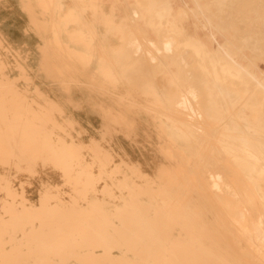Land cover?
Listing matches in <instances>:
<instances>
[{"label": "bare ground", "instance_id": "6f19581e", "mask_svg": "<svg viewBox=\"0 0 264 264\" xmlns=\"http://www.w3.org/2000/svg\"><path fill=\"white\" fill-rule=\"evenodd\" d=\"M28 1L30 2V0ZM216 1L221 3V1L223 0H216ZM47 5L44 6L50 7V5L48 6ZM54 5L52 6V8L54 7ZM250 5H252V3ZM73 7H69V8H73ZM136 7H137V2H136ZM162 8H164V6ZM81 9H83V7ZM85 9H83V11ZM93 9H95L94 6ZM133 9L131 10V12L133 11ZM152 9L153 8H150L151 11ZM27 10L30 11L29 8ZM40 10L42 11V9ZM162 11H158L159 16L161 17L164 15V13L167 12L166 10L164 12ZM40 12L38 14H40ZM33 13L34 12L32 11V14ZM94 13L96 12L94 11ZM36 15L37 14L35 13L34 16L36 17ZM29 16H31V11ZM34 16L33 17L31 16L32 17L31 20L34 18ZM51 16H53V14ZM137 17L138 16H136V18ZM61 18L56 19L53 22L51 21L52 26L50 25V27L53 28L52 29L50 28V30H52L53 36H55V38L58 39V42L61 45V40H62L61 37L63 36V34L65 35L66 32L70 33L69 31H66V29L68 25H71L73 26V30H72L73 33L76 34L78 33L77 34L78 36L79 33H81L83 35V38L88 37L86 43L80 44V46H78L81 48V51L77 47H73L70 49L71 51H76L77 53H79L78 55H82V58L87 61L86 63H89L93 57H89L88 53L92 50V48L96 46L95 44L96 40L91 39L90 36L92 35L90 34L95 33L98 38V35L101 34V32L99 31V27L94 28L93 27L94 24H92L89 30H83L82 27L83 24L85 25V23H82L84 21L80 20L82 19V16L81 18L77 17L75 21L70 19L69 22L64 21ZM42 19H41V23L44 22ZM147 19L149 18L147 17ZM36 20H38L39 22V18H37ZM47 20L45 18V21ZM35 21H33V23ZM100 21L105 23V21H103L102 19ZM112 22H111L112 25H109L110 23L108 24L109 30L107 31L115 29L116 25L114 20ZM53 23L55 26L53 25ZM130 23L131 22H128L129 26ZM34 24L36 25V23ZM79 24L81 25L80 27H78ZM223 24L224 23H222V25ZM178 25H182V24L180 23ZM43 26L45 25H42L40 27ZM45 27H43V30H45ZM202 27L207 30L206 32H208L207 33L208 36L214 40L215 44L219 48L217 52L221 56H218L216 52L215 53L209 52V50H207L204 41L195 38V36L194 37L191 36L187 32L188 28L186 26L187 29L185 27L183 29L184 38H185L184 44L192 47L193 54L200 59L199 65H202V63H204L206 57L211 59L212 61L213 60L216 61L217 63H223L222 60H225L226 64L223 65V68L225 71H227L228 74L231 75L232 78H236V79L245 78V81L253 84L255 90L258 93H261L262 96L264 97V72L256 68V64L254 61L255 57H252L254 55L256 56L264 55V43L262 44L258 41L253 40L257 36H247L246 37L247 41L245 45L251 47L255 51H254V55H250V52L243 53L241 51V55H242L241 57H243L245 61L242 62L240 58L233 57L232 55L229 54L228 51H225L222 48L224 44L218 40L216 33L217 31H219V33L221 32V34L223 33L221 30L216 29V24H214L212 18L211 19L206 18L205 24ZM37 28L39 29L38 26ZM131 29H133L132 26ZM63 30H65L66 32ZM251 31L253 30L251 29ZM102 34H104V32ZM125 34H128V32L127 33L125 32ZM135 34H137V32L134 31V36H136ZM143 34L145 35V33ZM143 34L140 35L139 37L140 40L142 38L141 36H144ZM127 36L125 38L126 40H127ZM137 36H139V33L137 34ZM157 36L159 37V35ZM104 37L108 38L105 35ZM144 37L142 39H145ZM51 39L50 37L48 38L49 41ZM76 40L78 41V39ZM137 41L136 44H139V41L138 42ZM149 42L147 43L146 41L147 45L150 44ZM54 43L55 45H59V43L57 44L56 41H54L52 44L54 45ZM143 43L145 42H142V44ZM154 43L155 42H153V44ZM44 44L43 45L39 44V45L42 46L43 48ZM142 44L141 45L139 44L137 46L138 47L143 46ZM157 45L158 44L156 42L155 46ZM167 45L168 44H166L165 46ZM46 46L49 47V45ZM63 46L64 45H62L61 47L62 49ZM115 46H118V44ZM176 46L177 45H175V47ZM54 47H58V46H54ZM54 47H50V48H54ZM66 47L67 46L65 44V48ZM129 47L127 44V49ZM151 47L153 46L150 45L149 47L150 49L148 50L147 48V51L150 52L156 49V48L152 49ZM163 47L164 45L162 46V48ZM167 47L171 49V47L169 46ZM102 48L100 50H103ZM122 48L123 47H121V49ZM133 48L136 47L134 46ZM141 48L139 49L137 48L136 50L138 52L146 50V49L140 50ZM44 49L45 48H43V50ZM136 50L134 49L135 52ZM42 51L39 50V52L41 53ZM45 51H43V53L45 54V56H48L46 53L49 52H45ZM64 51L63 53H65ZM134 51L131 50L130 52H134ZM160 51L161 49L159 47V52ZM118 52L119 51L117 49L113 51L115 61L118 62L117 64L123 61L122 62L123 66L120 65V68L115 70V71L118 70L117 72L111 70V68L108 66L109 61H107L108 67L102 66L103 69H100L98 67V70L99 69L101 71L103 70V72L101 73H103V76L105 78L107 77V79L109 78L110 80H115V82L123 80L127 82L128 85L129 74H132L137 68L139 69L140 66L138 67L137 63H130L129 61H126V63L129 64V66L127 65L128 66L127 67L124 63L125 56L123 59L122 56L120 57L119 55H117ZM159 52L156 54L159 55ZM170 52H172V50ZM161 53L163 52L161 51ZM49 54H52V52H50ZM57 54L62 55L59 52ZM137 54L138 53H135L133 55V58ZM144 54L145 53L143 52L142 55L144 56ZM113 55H111V57ZM139 55H141V52L139 53ZM149 55L152 56L151 53ZM69 56L71 55L69 54ZM73 56L77 58L76 55ZM164 56H165V52H164ZM172 56L175 57V55ZM111 57L110 59H112ZM145 57L147 58V56ZM43 58H44L42 62L43 67L41 66L43 69L41 68L40 70L42 71L44 70L43 74L47 75L51 72V71L49 72L48 66L51 65L50 62L53 57L52 58L43 57ZM50 58L51 60L50 62H48L50 64L47 66L46 61H49ZM162 58L163 56L161 57V59ZM148 59L150 61L151 58ZM66 60H68V58ZM173 60H177V59L173 58ZM142 61H144V59ZM155 61L158 62V60ZM39 62H41V59ZM62 62L63 61H61V63ZM117 64L115 66H117ZM249 64H254V69H251L252 67H250ZM54 65L52 66L54 67ZM65 65L67 68L68 64ZM7 66L8 65L4 62L2 57H0V192L3 194L2 196H0V264H264V113L262 111L264 108H260V106L258 107L257 104L258 100L255 96V91H253L254 87L247 88L248 90L246 89L247 97L246 99L243 98V100H245L244 112L241 113L239 111L235 116L231 117L230 128L229 125H227L229 128L228 137H226L227 139H225V136L227 135L224 134H223L224 137H221L218 134H217L218 137L213 135L209 136V137L213 136V138L217 137L218 139L216 138L215 140L216 142L218 141L220 143L218 144L221 146H219L218 144H217L218 147L217 145L214 146L215 141L213 140L214 142L213 143L211 142L213 146L209 148L206 147V151L204 150L205 152H203L205 154H200L199 149H201V147L198 146V142L200 141L199 138L202 137L200 136L199 138L196 137V134L198 132L194 128H190L189 125H187L188 123L186 124L185 121L181 124L183 120L182 118L183 116H181L182 120L179 116L181 120L180 121L176 114L173 115L172 112L176 111L175 108V110L173 109L174 111H172L171 113L173 117L175 116V118L176 117L178 118L180 125L177 124V121H174L172 119L173 117L172 118L165 117L166 119L159 121V128L161 127L162 129L161 133H163L165 137L168 139L167 141L169 147L166 150H165L166 147H164V151H167L165 153L168 154V156H171L173 155L172 151H179L178 155L180 156L179 157L180 160H178V162L176 163L177 161L176 159V161L172 165L169 162L170 164L168 166L161 161H156V162L151 161L149 163L147 162L146 165H142L137 161H126L123 159L115 162L113 159L115 157V153L104 148L101 142H99V140H96L95 138L91 137L90 141L88 142L84 141V139L81 138V134H82L81 129L78 130L76 128L78 123L74 121L72 118L66 116L64 112L65 109L63 103L60 100L49 98L44 93V91L38 88H33V89L29 88L28 86L29 83L27 82H29L31 78L30 75L27 73L28 71H25V67L23 68L20 64H18L19 73L15 77H11L7 75L8 74L6 71L8 69ZM134 66H137L136 69L134 68ZM50 67L49 69L53 68ZM56 67L57 70L53 68L55 71L54 70L52 71L55 72L56 75H54V73L52 72L51 73L53 74V77H55L54 79H60L62 76L61 70L58 72L59 67L58 66ZM61 67L59 69H61ZM181 67L183 69L182 64ZM44 68H47L49 73H46ZM63 68L62 70H64ZM164 69H165L164 67H161V69L160 67L156 68L157 71H163ZM156 70L155 72H157ZM185 70L186 69H184V72H186ZM172 73L173 72L164 74V76L168 77V82L166 83H169L167 84L168 86L166 89L160 87L158 88L156 87L157 86L156 84H155L156 86L151 84L150 88H148V90L146 91H149V89H151V91L154 92L155 96H162L160 97V99L164 98V101L166 99L168 100L169 97L171 99V95L175 91H177L175 93H179V91L184 89L181 88V90L179 89V91L175 89L176 83L174 82V80L176 76L175 73L174 74ZM52 74L49 75V77H52ZM37 75L39 74L37 73ZM198 75L199 74L197 75L194 74L193 77H197ZM177 76L181 77V75L180 76L177 75ZM182 76L185 75L183 74ZM186 77H188V75ZM214 77L217 78L218 75L215 73ZM181 78L183 79V77ZM198 78L199 76L196 79L198 80ZM188 79L189 78H187V80ZM200 79H202V77H200ZM18 80H21L22 84L24 85L17 86ZM191 81L192 80H189V82ZM194 81H193V85H197L196 82ZM67 82L68 81L64 83ZM189 82L186 81V83ZM144 84L145 83H143V85ZM190 84H188V86H190ZM180 87H182V85H180ZM65 89L64 92L67 93L68 88L66 90ZM127 90L129 89L127 88ZM195 91H197V89ZM102 92L104 91L102 90ZM206 92L207 91H204V94ZM70 93L71 92H69L68 95ZM130 93L129 94L127 93L128 96L130 95ZM141 93L143 94L142 91ZM190 93L192 92L190 91ZM211 93L213 94V92ZM134 94H136V92ZM204 94L203 97H207L206 96L207 94L206 95ZM218 94L219 95L221 94L222 96L224 94V90L223 91L218 90ZM175 95H179V94H175ZM195 96L198 97L197 93ZM196 97L193 96V98L195 99ZM185 98L186 97L184 95V99ZM190 98H192V96ZM120 99L122 100V98ZM184 99L183 101L186 100ZM195 99L193 100L196 104L202 98L199 99L197 102ZM205 99L202 100L206 101ZM261 99L264 101V98ZM227 100L228 99H226L225 101ZM177 101L179 102V100ZM236 102L237 100L235 101V103ZM178 104H172L174 105L173 108L175 106L177 107ZM180 104H183V102ZM180 104L178 106L182 107ZM200 104L203 105L202 101L201 103H198L199 106ZM74 105L77 106L76 103ZM137 105L140 106L139 104ZM170 105L171 104H169V106ZM186 105H184L183 107L184 109L186 108ZM207 105L209 104L207 103ZM217 105L219 106V104ZM160 106L162 107V105H159V107L157 106L156 109L157 111L158 108H160ZM228 106L229 104L227 105V107ZM148 107L150 108V106ZM193 107L195 108V106H192V108ZM212 107H215L214 104L211 105V108ZM244 107L242 109H244ZM100 109L102 108L100 107ZM164 109L166 108H163L162 109L163 111L159 110V112L160 111L165 113L168 112L167 109L166 110ZM218 109L214 111L216 112L218 111ZM156 110L154 111L156 112ZM170 110H172V108L169 109V111ZM178 110L180 109H177V112ZM192 110L190 109L191 112ZM196 110L194 109L195 112H197ZM248 110H250L249 113ZM184 111H182V113ZM105 113L106 112H104V114ZM210 113L211 115L213 114L212 112ZM160 114H159V118H160ZM197 114L198 115L200 114V117L204 116L203 114L201 115V112ZM189 115L186 114V117L184 118H188L187 116ZM214 115L212 116L213 117L219 116L218 113ZM162 116H164V114ZM107 117H109V115ZM117 117L118 119L120 118L119 116ZM235 118H239L241 122L236 121ZM155 119H158V117ZM193 119L195 118L193 117ZM111 120L113 119L111 118ZM198 120H200L201 122V119ZM217 120L218 118H216L215 122ZM197 121H195V123ZM225 121H228V119H226ZM121 122L123 121L121 120ZM189 123L190 125L191 123L194 124V122H189ZM205 124H207V120ZM212 124H216V123L211 122V125ZM197 125L198 124H194L193 126H197ZM202 125L204 126V124ZM211 127L209 129H211ZM197 128L199 129L200 127ZM101 131H102L101 140L105 141L107 139L106 135L107 134L109 135V133H107L105 128L103 130L101 129ZM207 131L209 132V130ZM218 131L219 130H217L216 132L218 133ZM205 132L206 131H204V135ZM212 132L210 131V133ZM224 132L222 130V133ZM128 134L130 135V133ZM201 136H203V134ZM213 138H211V141ZM169 142L171 143V145L169 144ZM172 145L175 148L172 147ZM207 149H209L210 151L207 152ZM164 156L166 157V155ZM199 157H202L200 159L204 160L203 163L195 161L196 158ZM166 158L168 159V157ZM201 166H203V168ZM211 168H213L212 172L216 173L214 177L218 179V186L220 185L219 188L220 191H217L216 189H215L216 191L210 190L209 188L205 187V184L203 185V183L200 180L201 178L199 174L200 169H202V171L203 170L209 171V169ZM42 169L44 170L46 175L47 172H58L60 174L61 184L53 185L51 183H48V181L43 180L39 187V196L37 201L35 202L31 201L24 192L22 186L26 182H21V190L14 188V186L12 185L13 179L20 178L22 177V175L27 178H34L35 176L39 175L38 173L42 172ZM63 186L68 187V191H66V194L68 195L67 198L63 197Z\"/></svg>", "mask_w": 264, "mask_h": 264}, {"label": "rangeland", "instance_id": "374dc122", "mask_svg": "<svg viewBox=\"0 0 264 264\" xmlns=\"http://www.w3.org/2000/svg\"><path fill=\"white\" fill-rule=\"evenodd\" d=\"M51 1L52 0H40V1L38 0V3H40L39 4L40 7L37 6V12H40L41 11L40 9H42V11L39 14V18H41V19L43 18L42 20L44 22H42V23L45 24V26H46L45 27V30L46 31L43 30V27H42V32H40L38 30V32H39L38 33V37L37 38H34L31 41L30 40L27 41L23 37H21V38H15L14 36L11 37L13 39H11V40H9L7 42H5V41L2 42L1 39H0V50L1 49H4V51H6V50L8 51L7 48H8L9 42L12 41V40L14 41V39H15L16 42L18 44H20V45H24L26 43H30L33 48L36 47L35 53L31 57L32 60L39 61L41 59V61H43V59H44L43 57L48 58V56H45V54L43 53V51L46 50V48L43 50V48L45 47V45H44L43 48L40 45H43L45 43L44 40H48L49 37H50V39L52 38L50 41L48 40V43L51 42V45H52V43L54 41H56L57 44L59 43L58 42V39H56L55 36H53L52 30H50V28L52 29L53 27H50V25L52 24L51 21L53 22L54 20L61 18L60 14H59V13H61V6H56V4L58 3L57 0H53L54 2L53 1L51 2ZM208 1L209 2L211 1V2L209 3ZM46 2L48 3V5H50V7L47 5ZM68 2H69L68 5H70V7H73L74 6V3L75 4H82V3H86L87 4V6L83 7V9L86 8L85 9L86 11L84 10L85 12L84 11L82 12V19H80V20L84 21L82 23H85V24L88 23V25L91 27L92 24H93V22L95 21V20H93L94 17H95V14H98V10H100V9L98 7L97 8L94 7L95 9H93V5L87 3V0H68ZM136 2H137V7H136ZM54 3H55V5H54ZM133 3H135V4H133ZM165 3H167V4H165ZM248 3H249V5H248ZM251 3H252V5H250ZM107 4H109V5L108 6H105L104 10L105 11L106 10L109 11V12H107V16H109L110 14L113 15L111 18L115 21V25H116L115 26V31H113L111 33V35H110V37H111L110 40H111V42H112L113 45L114 44L115 45L118 44V46H115L114 45L115 46V50L117 49L119 51L117 53V55H119L120 57L122 56L123 59H124V56H125L124 63H125L126 66L127 65L129 66V64L126 63V61H129L130 63H137L138 67L140 66L139 69L138 68L136 69L137 66H134V68L136 70L132 74H129V79H128L129 84L128 85H127V82L121 80V81L115 82V85L114 84H110V83H106V82H102V83H106V84L100 87L101 90L99 89V87L98 88H93V87L86 88L85 86H83L84 85V82H86L87 80H89L91 78L93 80L96 79V78L97 79H103V76H101V74L98 73L97 70H94L91 67H89L90 65H85V64H83L84 62L82 63L80 60H79V62H72L70 58L72 57V59H75V56H73V55H76V54H73V52H71L70 50H66V48H63L65 50L64 51L61 48L60 43H59V45H55V43H54L53 47L54 46H58V47H54V48L55 49L57 48L58 50L57 49L56 50L59 53H61L62 55H58L57 54L58 52L54 48H50L52 46H49V50L48 51L47 50L45 51V52H49V53L52 52V55L54 56V59H53V61L51 60V63L53 62L52 64L53 65L55 64V66L61 67V66L64 65L63 67H66L65 64H68L67 67H71V66L78 65V66H81V67L82 66L83 67H88L90 69V70H80V69H78L76 67H74V68L72 67V68H68L67 70L61 71V74L65 72L64 79H66L67 81H70L69 88L68 89L66 88L67 91H68V93L69 92L73 93V91L75 92V95L72 96V100H71L72 102L73 101L74 102H81V103H83V105L85 104V105H88V106H89V104L91 106H93V104L94 105H97V106L100 105V107L102 108V110L104 109L102 113L100 112L103 115V120L101 118V116H102L101 115L100 116L101 119L98 118V121H97V123H95V126H96V128H98L99 126H101V124H103V127L106 129L107 133H109V135L108 134L106 135L107 142H106V140L105 141L104 140H101V136L98 135V133H96V131L92 127H90L84 121V118L82 117V114L83 113H81L79 115L78 113H80V112L75 111V110H78L76 108H73L74 109V112L72 111L73 110L71 108L72 107V102H66V101L63 102L62 101L63 98L61 97V95H58L57 97L56 96L51 97L49 95V98H52V99L54 98V99L60 100L63 103L64 109H65L64 112H65L66 116H68L69 118H72L74 121H76L78 123V125L76 126V128L78 130L81 129V131H82L81 138L82 139H85L86 137H88L89 135H91V137L95 138L96 140H99V142H101V144H102V146L104 148H106V149H108V150H110V151H112V152L115 153V157L113 158L115 162L123 159V160H126V161H137V162H139L142 165H146L147 162L149 163L151 161H153V162L161 161V162H164L167 166L170 163H171V165L174 164V162L176 161V159H177L176 163L178 162V160H180L179 159L180 156L178 155L179 154V151H172L173 155H171V156H168V154L165 153L167 151H164V147H166L165 150L169 147L168 141H167L168 139L165 137V135L163 133H161V131H162L161 127L159 128V121L160 120H163V119H166L165 117L172 118L173 117L172 116V113H173V115L176 114L178 118H179V116H180V118H181V116H183L182 117L183 120L181 118V120H182L181 124L185 121L186 124L188 123L187 125H189L190 128H194L198 132L197 133L198 136L196 134V137H198V138H199V136L202 137V138H199L200 141L198 142V146L201 147V149H199L200 154H205L203 152L206 151V147L209 148V147L213 146L212 143L214 141H215L214 142V146H216L219 143L218 141L216 142V140H215L218 137L217 134L220 135L221 137H224V135H227V136H225V139H227L226 137H228V132H229V128H230L231 117L232 116H235L239 111L241 113L244 112V110H245V107H244L245 106L244 105L245 100H243V98L246 99V97H247V90H248L247 88H253L254 86H253V84L246 82L245 81V78L244 79H242V78L241 79L232 78L231 75L228 74L227 71H225L224 68H223V65L226 64L225 60H222L223 63H217L216 61H214V60L212 61L211 59H209V58L206 57V60H204V63H202V65H199L200 59L193 54L192 47L189 46V45H185L184 44V39L185 38H184V30L183 29H184V27L186 28V26H187V28H188V29L186 28L187 29V32L191 36H193V37L195 36V38H198V39L203 40L204 43H205V45H206V47H207V50H209V52H214V53L216 52L218 54V56H221L217 52V50H219V48L215 44L214 40L211 39L208 36V34H207L208 32H206L207 30L202 27L205 24V19L206 18H210V19L212 18V20L214 21V24H216V29L217 30H221L222 33H223V34H221V32L219 33V31H217V33H216V36H217L218 40L221 43L224 44V46L222 48L225 51H228L229 54L232 55L233 57L240 58L242 62H245L244 61V58L241 57L242 56L241 55V51L243 53H246V52L249 53L250 52V55H254V51H255L251 47L245 45L246 44V41H247L246 37L247 36H257L253 40L258 41V42H260L262 44L264 43V0H223V1H221V3H219L216 0H205V1L204 0H169V2H168V0H115V6L110 5V2H107ZM216 4H218V5H216ZM44 5H47L51 9H49L48 7H46ZM53 5H54V7L52 8ZM132 6L134 7V9H133ZM163 6H164V8H162ZM210 6L211 7L213 6V7L211 8ZM47 8L49 10H51V11H49ZM150 8H153L152 11L150 10ZM69 9L71 10L70 14H72L73 11H74V9H76V7L69 8ZM83 9H81V10H83ZM132 9H133V11L131 12ZM148 9H149V11H148ZM93 10L96 13H94ZM114 10H115V13L114 14L113 13H110L111 11L113 12ZM165 10L167 12L164 13V15L162 17L159 16L158 11L164 12ZM43 11H44V13H43ZM211 13H213V14H211ZM52 14H53V16H51ZM129 14L132 16V18H131V16ZM133 15H135V16H133ZM192 15H193V17H192ZM57 16H60V17H57ZM136 16H138V17L136 18ZM146 16L149 19H147ZM77 17H78V15H76V14L73 15L72 14V15H70V18H65L64 21L69 22L70 19L73 20V21H75L77 19ZM45 18H46V20L47 19H49V20L45 21ZM111 18L110 17H107V18H105V20L106 21H108V20L111 21L112 20ZM117 19H118V21H117ZM132 19H134V20H132ZM150 19H152V20H150ZM86 20H87V22H86ZM89 20H90V23H89ZM176 20H177L178 23L176 22ZM147 21H149L150 24ZM128 22H131L130 23V26L128 25ZM46 23H47V25H46ZM180 23L182 25H178ZM222 23H224V24L222 25ZM18 25H20V24H18ZM53 25H54V23H53ZM176 25H178V26H176ZM131 26H132L133 29H131ZM182 26H183V28H182ZM218 26H221V27H218ZM137 28L139 30H141V29L142 30L139 31ZM251 29L253 31H251ZM133 30L135 32H137V34L139 33V36H137V34H135L136 36H134V31ZM125 32L126 33L128 32V34H130V35L125 34ZM142 32L145 33V35ZM227 33H229V34H227ZM0 34H1V32H0ZM141 34H143L145 36V37L144 36H141L142 38L144 37L146 39V37H147V39H149V40L146 39L147 43L150 41L149 42L150 43L149 45H147L145 39H142V38H141V40L139 39V37H140ZM157 35H159V37ZM43 36H45V37L47 36V37L46 38H42ZM92 36H93V33H92ZM126 36H127V40L130 38L128 41L125 39ZM205 37H206V39H205ZM208 37H209V39H208ZM84 39L85 38H83V37L81 38L82 41H84ZM137 39H138L140 45L142 44V42H145L142 45L143 46L146 45V46H144V47L143 46H139L138 47L137 45H139V44H136ZM120 40H121L122 43L120 42ZM129 41H130V43H129ZM159 41H160V43H159ZM161 41L162 42L166 41L167 43L166 42L162 43ZM153 42H155V43L153 44ZM156 42L158 44L157 46H155L156 45ZM124 43H126V44H124ZM165 43L168 44L167 46L171 47V49L168 48L167 46H165L166 45ZM127 44H128V47L129 46H132L133 44L134 45L132 47H129L127 49ZM162 44L164 45L163 48H162V46H163ZM150 45L153 46V47H151L152 49L153 48L154 49L156 48V49L153 50V51H150V52L147 51V48H148V50L150 49L149 48ZM175 45H177L178 47L177 46L175 47ZM120 46L123 47L122 48L123 50L121 49ZM134 46L136 48H133ZM158 46L160 47V49H161V51L163 53H161V51L159 52V47ZM39 48H41V49H39ZM59 48H61L62 50L59 49ZM137 48L138 49L141 48L140 50H144V49H146V50L140 51L141 52V55H139L140 52H138L136 50ZM120 49H121V52H120ZM130 49L132 51H134V49H135L136 52L135 51L134 52H130L131 51ZM39 50H41V51L43 50L42 53L39 52ZM171 50H172V52H170ZM63 51L65 53H63ZM107 51H108V49H107ZM100 52H101V54L103 56H105V52L104 51L101 50ZM143 52L145 53L144 56L142 55ZM158 52H159V55L160 56L158 54H156ZM164 52H165V56H164ZM166 52H167V55H166ZM49 53L47 55H50ZM66 53L67 54L69 53L71 56H69V54L67 55ZM135 53H138V54L135 55L134 58H133V55ZM147 53H149V54L151 53L152 56L149 55V54H147ZM154 54H156V55H154ZM138 55H139V57H138ZM172 55H175V57L172 56ZM76 56L79 57L78 55H76ZM145 56H147V58ZM162 56H163V58L161 59ZM0 57H2V59L4 60V62L8 65L7 67H9V65L16 64L14 62L12 64H11V62L8 63L6 61L5 56H3V55H1ZM106 57L109 59L110 58L109 57V54L106 55ZM252 57H255L254 61H255V64H256V68L258 70L264 72V67H263L264 66V55H261V56L254 55ZM67 58H68V60H66ZM148 58H151L152 60L150 59V61H149ZM173 58L174 59L176 58L178 60V62H177V60H173ZM259 58H260V60H259ZM20 59L21 60H25V61L28 60V62L30 61V57H29V59H27V57L21 56ZM143 59H144V61H142ZM155 60H158V62L155 61ZM61 61H63V62L61 63ZM164 61H167V62H164ZM122 62L119 63V64H117L118 62L115 61V65L117 64V66H118V67L115 66L116 67L115 70L118 69V68H120V65L123 66V63ZM60 63H61V65H60ZM181 64L183 66V69L181 67ZM177 65H178V67H177ZM249 65H250V67H252L251 69H254V64H249ZM157 67H160V69H161V67H164L165 69L163 71H157L156 70ZM170 69H171V71H170ZM184 69H186L185 70L186 72H184ZM155 70L157 72H155ZM59 71L60 70H58V72ZM117 71H115V72H117ZM170 72H173L172 74L175 73V76H176L175 77V80H174V82L176 83L175 89L179 91V89L181 90V88H184L181 91H179V93H175V92H177V91H175L171 95V99H173V100H171L170 97H169L168 100L166 99L164 101V98H162L163 100L160 99V97H162V96H155L154 95V92L151 91V89H149V91H146V90H148V88H150V85L151 84H153L154 86L157 85L156 87H158V88L160 87V88H165L166 89L167 86H168L167 84H169V83H166V82H168V77L164 76V74H166V73L168 74ZM7 73H10V71H7ZM53 73H54V75H56L55 72H53ZM182 73L185 76H182L183 75ZM186 73H187L188 77H186L187 76ZM215 73L218 75L217 78L214 77ZM190 74L192 75V78H191V75ZM194 74H196V75L199 74L198 75L199 76L198 80L196 79L198 76L197 77H193ZM177 75H179V76L181 75V77H183L184 81H183V79L181 77H178ZM150 76H152V77H150ZM157 76L160 77V78H158ZM200 77H202V79H200ZM209 77H210V79H209ZM50 78H52V77H50ZM54 78L55 77H53L52 79H54ZM187 78H189V79L187 80ZM52 79H51V81L52 82L54 81L53 83H60V81H61L60 80L61 78L60 79H55L56 81L55 80H52ZM57 80H60V81H57ZM189 80H192V81L189 82ZM176 81H178L179 83L176 82ZM186 81H188L189 83H186ZM193 81L196 82V84L198 86L197 85H193ZM215 82H217V83H215ZM132 83H135V84H132ZM143 83H145V84L143 85ZM190 83H192V84H190ZM122 84H125V85H122ZM178 84L182 85V87H180V85H178ZM188 84H190V86H188ZM193 86H195V87H193ZM202 86H203V88H202ZM188 87L190 89H193V90H190ZM127 88L129 90H127ZM40 89L43 90L46 93L44 87H42ZM106 89L107 90L109 89V90L107 91ZM140 89H142V90H140ZM196 89H197L198 92L199 91H201V92L198 93L197 91H195ZM200 89H202V90H200ZM60 90H61V87L57 88V91H60ZM102 90L104 92H102ZM218 90H222V91L224 90V94L222 96H221V94L219 95L218 94ZM141 91L143 92V94L141 93ZM190 91L193 94L190 93ZM204 91H207V92L204 94ZM253 91H255V96H256V98L258 100V103H257L258 104V107L260 106V108H264V101L261 99V98H264V97L262 96L261 93H258L255 90V87H254V90ZM78 92L80 93V96H78ZM98 92L101 95H99ZM130 92L132 93V95H131ZM135 92H136V94H134ZM195 92L197 93L198 97L195 96L196 95ZM211 92H213V94ZM94 93H96V94H94ZM127 93L128 94L130 93V95L128 96ZM148 93L149 94L151 93V94L149 95ZM200 93H202V94H200ZM145 94H148V95H145ZM175 94H179V95H175ZM203 94L204 95L207 94L206 96L208 97V99H207V97H203ZM118 95H119L120 98H122V100L118 97ZM184 95L186 97L185 98L186 100L184 99ZM182 96H183V98H182ZM191 96H192V98H193V96L196 97V99L193 98V99L196 100V102L199 99H201V98L202 99H205L206 98L205 99L206 101H204V100L201 99L199 102H197L195 104L194 100L192 98H190ZM199 96H202V97H199ZM218 96L220 98H222V99H220ZM177 97L178 98L180 97V98L178 99ZM236 98H238V99H236ZM183 99L185 101H183ZM226 99H228V100L225 101ZM147 100H148V102H147ZM177 100H179V102ZM236 100H237V102L235 103ZM241 100H242V102H241ZM201 101H202V104L203 105L200 104V106H199L198 103H201ZM117 102H119V103H117ZM133 102H135V103H133ZM150 102H151L152 105L150 104ZM182 102H183V104H180ZM155 103H157V104H155ZM178 103L182 107L178 106L179 105ZM207 103L209 105H207ZM242 103H243V105H242ZM137 104H139L140 106H138ZM169 104H171V105L169 106ZM172 104H178V105H177V107L175 106L173 108L174 105H172ZM212 104H214L215 107H212L211 108V105ZM217 104H219V106ZM228 104H229V106L227 107ZM159 105H162V107L160 106L161 109L158 108V111H157L156 109H157V106L159 107ZM184 105H186V108L185 109L183 108ZM232 105L235 108H233ZM124 106L125 107H128V108H125ZM148 106H150V108ZM151 106H152V108H151ZM192 106H195V108L194 107L192 108ZM203 106H206V107H203ZM201 107H203V108H201ZM243 107H244V109H242ZM163 108H166L167 111L169 112V114H168V112H166V113L165 112H162L163 111L162 110ZM171 108H172V110L169 111V109H171ZM175 108H176V111H174ZM206 108H207V111H206ZM166 109H164V110H166ZM177 109H180V110H178V112H177ZM190 109L191 110L193 109L192 112L190 111ZM194 109L195 110L198 109V110H196L197 112H195ZM216 109H218V111L215 112L214 110H216ZM154 110H156L157 113ZM159 110H162V111L159 112ZM230 110H232V111H230ZM241 110H243V111H241ZM129 111H131V112H129ZM172 111H174V112H172ZM182 111H184L183 112L184 114L182 113ZM262 111L264 113V109ZM104 112H106V113L104 114ZM119 112H121V113H119ZM200 112H201V115L202 114L204 115V116H201L202 118L200 117V114L199 115L197 114V113H200ZM210 112L213 113L212 115L218 113L219 116L218 117H213ZM220 112H222V113H220ZM249 112H250V110H248V113ZM107 114L109 115V117H107L108 116ZM123 114H125V115H123ZM159 114H160V118H159ZM163 114H164V116H162ZM186 114L187 115L190 114L189 116H187L188 118H184V117H186ZM206 114H208V115H206ZM115 115L119 116L121 119L120 118L118 119V117L115 116ZM110 116H111V118L113 120L116 119V117H117V119L114 120L115 122L113 120H111ZM226 116H227V118H226ZM106 117L109 118V119H107ZM157 117H158V119H155ZM177 117L175 118V116H174L172 119L174 121H177V124L180 125V123H179L180 118L178 120ZM193 117L196 120L193 119ZM204 117H206V118H204ZM189 118H191V119H189ZM216 118H218V120L215 122ZM184 119H186V120H184ZM198 119H201V122ZM224 119L225 120L228 119V121H225ZM121 120L123 122H121ZM188 120H190V121H188ZM202 120H204V121H202ZM206 120H207V124H205L206 123ZM223 120H224V122H223ZM235 120L241 122V120L239 118H235ZM195 121H197V122L195 123ZM208 121H210V122H208ZM221 121H222V123H221ZM189 122H194V124H198V125L197 126H193L194 124L191 123V125H190ZM211 122L212 123L214 122L216 124H212L211 125ZM217 122L219 123V125H218ZM124 124H126L127 126L124 125ZM202 124H204L205 127ZM223 124H224V127H223ZM119 125H120V127H119ZM199 125H201V126H199ZM227 125H229V128H228ZM209 126L210 127L212 126L211 129H209L210 128ZM103 127H102V130L104 129ZM197 127H200V128L198 129ZM213 127H215V128H213ZM201 129H204V130H201ZM198 130L202 131L203 133L200 132V131H198ZM207 130H209V132ZM217 130H219L218 133L216 132ZM222 130H223V132L224 131H227V132L222 133ZM204 131H206L205 132V135H204ZM210 131L211 132L213 131V132L210 133ZM128 133H130V135ZM200 133H202L203 136H201L202 134H200ZM84 134H88V135L87 136H84ZM210 135L217 136V137H214V138H213V136L209 137ZM127 136H129V137H127ZM157 136H159V137H157ZM160 137H161V139H160ZM204 137H207V138H204ZM211 138H213L212 141H211ZM208 139H210V140H208ZM86 142H88V141H86ZM161 142H163V143H161ZM200 142H201V144H200ZM165 143H166V145H165ZM203 143H204V145H203ZM169 144L171 145L170 142H169ZM218 145H217V147H218ZM219 146H221V145H219ZM172 147H174V146L172 145ZM208 151H210V150L207 149V152ZM164 155H166V157H168V159ZM200 158H202V157L196 158L195 161L203 163L204 160L203 159H200ZM201 167L203 168V166H201ZM212 170H213V168L209 169V171H207V170L206 171L205 170L202 171V169H200V171H199V174L201 176L200 180L203 183V185L205 184V187L209 188L210 190H213L214 191L216 189L217 191H220V189H219L220 188V185L218 186V179H216L214 177V175H216V173L212 172ZM38 174L39 175L38 176H35L34 178H27V177H25V176L22 175V177L15 178L12 181V185L14 186V188H16L18 190H21V182H26L22 186L23 187V190L26 193L27 197L31 201H34V202L37 201V199H38V196H39V187H40V184L42 183L43 180H46V181H48V183H51L53 185L61 184L60 174L58 172H47V175H46L45 172H44V170L42 169V172L41 173H38ZM202 177H204V178H202ZM212 178H213L214 181L212 180ZM204 179H206V180H204ZM212 183L215 184V185H213ZM66 191H68V187L67 186H63V197L64 198H67V196H68L66 194ZM2 195L3 194L0 192V196H2Z\"/></svg>", "mask_w": 264, "mask_h": 264}, {"label": "crops", "instance_id": "0c3cea01", "mask_svg": "<svg viewBox=\"0 0 264 264\" xmlns=\"http://www.w3.org/2000/svg\"><path fill=\"white\" fill-rule=\"evenodd\" d=\"M57 1H60V2H58L59 3V5L58 4H56V6H61V13H59L60 14V16L62 17L63 15L65 16H63L62 17V19L64 20V18H69L70 17V15H72L73 13L74 14H76V15H78V17H81L82 16V12H83V10H81L80 8V6H82V7H85L86 6V3H82V4H75L74 3V7H77L78 9H74V11H73V13L72 14H70L69 12H71V10L69 9V7H70V5H68V0H57ZM29 1L28 0H0V32H1V34H0V39H1V41L3 42V41H5V42H7V41H9V40H11V39H13V38H11L12 36H14L15 38H21V37H23L24 39H26L27 41L28 40H33L34 38H37L38 37V31H37V26L39 27V31L40 32H42V27H40V26H42V25H45L44 23H41V18H39V12H37V6H39V4L40 3H38V1H36V0H30V2L28 3ZM63 4H62V3ZM107 2H110V5H112V6H115V0H87V3H92V5L94 6V7H98L100 10H98V14L97 15H95L96 17H94V19L93 20H95V18H96V20L93 22V27L95 28V27H99V31L101 32V34L104 32V34H100V35H98V38H97V35L95 34V33H93V37L92 36H90V38L91 39H95L94 41H95V44H96V46L94 47V48H92V50L88 53V55H89V57H93L92 58V60L89 62V63H86L87 61L86 60H84L83 58H82V55H78L79 53H77L76 51H71V49L70 48H73V47H77V48H79L80 49V51H81V48L80 47H78V46H80V44H83V43H86V41H87V39H88V37H84L85 38V40H84V42L81 40V38L83 37V35L81 34V33H79V36L76 34V33H73L72 32V30H73V26H71V25H68V27H67V29H66V31H69L70 33H68V32H66L65 30H63V31H65L66 33H65V35L63 34V36L61 37L62 38V40H61V47H62V45H64L63 46V48H65V44H66V48H68L67 50H70L71 52H74L73 54H76V55H78L79 56V58L77 57V58H75V59H72L71 58V61L72 62H79V60L80 61H82V62H84L83 64H85V65H90L89 67H91L92 69H94V70H97V72L98 73H100L101 74V76H103V73H101V72H103V70L101 71L100 69H103L102 68V66H104V67H106L108 64V62L107 61H109V67L111 68V70H113V71H115V58H114V55H113V51L115 50V46L112 44V42H111V37H110V35H111V33L113 32V31H115V29H112V30H110V31H107V30H109V28H108V24L109 25H112V21H106L105 20V18H107V17H112L113 15H109V16H107V12H109L108 10H104V8H105V6H108L109 4H107ZM29 4V5H28ZM30 4H31V6H30ZM63 5V6H62ZM29 6V7H28ZM32 6H33V8H34V10L36 11H34L33 10V8H32ZM32 9H31V8ZM30 9V11H31V16L33 17L34 15H35V13L37 14L36 15V17L37 18H39V22L41 23V24H39V22H38V20H36L37 18L34 16V18L31 20V16H29V14H30V11H28L27 9ZM70 10V11H69ZM78 10H80V11H78ZM32 11L34 12L33 14H32ZM68 12V13H67ZM79 12V13H78ZM110 13H115V10L112 12H110ZM73 14V15H74ZM81 16H80V15ZM101 16V17H100ZM58 17V16H57ZM99 17V18H98ZM36 18V19H35ZM36 21H35V20ZM103 20V21H105V23L104 22H101L100 20ZM112 19V18H111ZM31 20V21H30ZM113 20V19H112ZM33 21H35L34 23H36V25L33 23ZM112 22V23H111ZM115 22V21H114ZM103 23V24H102ZM107 23V24H106ZM18 24H20V25H18ZM114 24V23H113ZM35 25V26H34ZM81 25L79 24L78 25V27H80ZM89 25H87V24H83V27H82V29L83 30H89L90 29V26L88 27ZM43 27H45V26H43ZM86 27H87V29H86ZM69 29V30H68ZM70 34V35H69ZM94 34H95V37H94ZM76 37H75V36ZM90 35H92V33L90 34ZM104 35L106 36V37H108V38H105L104 37ZM47 37V36H46ZM45 36H43L42 38H46ZM70 37H71V39H70ZM72 37H74V38H72ZM80 38V39H79ZM103 40H102V39ZM74 39V40H73ZM76 39H78V41H77V43H76ZM102 40V41H101ZM26 41V42H27ZM45 41V47L44 48H46L47 46L46 45H49V46H52L50 43H48V40H44ZM80 41V42H79ZM98 41V42H97ZM66 42V43H65ZM68 42V43H67ZM100 42H101V44H100ZM98 43V44H97ZM68 45H69V47H68ZM101 45H102V47H101ZM107 46V47H106ZM53 47V46H52ZM103 49L102 51H104L105 52V55H108L109 54V57H111V55H113V57H111L112 59H108L107 57L105 58V56H103L102 54H101V50L100 49ZM106 48V49H105ZM8 51H4V49H1L0 50V54L1 55H3V56H5V58H6V61L9 63V62H11V64L14 62V63H16V64H13V65H9V67H8V69L6 70V71H10V73H8L7 75L8 76H13V77H15L18 73H19V68H18V64H20L23 68L25 67V71H28L27 73L30 75V81L29 82H27V83H29V88H38V89H40V88H42V87H44L45 88V91H46V95L49 97V95L51 96V97H53V96H58V95H61V97L63 98L62 99V101L64 102V101H66V102H72L71 100H72V96L73 95H75V92L73 91V93H71V95L69 94L68 95V92L67 93H65L64 92V89L63 88H69V86H70V82L68 81L67 83H64V82H66L67 80L66 79H64V76H65V72L64 73H62L63 75H62V77H61V81L63 82H61V83H53L52 81H51V79L52 78H50L49 77V75H51L53 72V70L55 69V70H57V67L54 65V67L52 66L53 64L50 62V60L51 59H49V61H46V64H47V66L51 63V67H53V68H51L50 66H48V70H49V72H48V70H47V68H44L45 69V72L46 73H49V74H47V75H45V74H42L43 72H44V70L42 71V70H40L42 67H43V65H42V62L43 61H41V62H39V61H37V60H32V55H34V53H35V49H36V47H32V45L30 44V43H26V44H24V45H20V44H18L17 42H16V40L14 39V41L12 40V41H10L9 42V44H8ZM47 50H49V47H47L46 48ZM108 49V51H105V50H107ZM113 49V50H112ZM108 53V54H107ZM46 54H48V53H46ZM91 54H93V55H91ZM96 54V55H95ZM111 54V55H110ZM52 54H50V55H48V57H53L52 58V61H53V59H54V56H51ZM21 56H25V57H27V59H29V57H30V61L28 62V60L27 61H25V60H21L20 58H21ZM80 57H81V59H80ZM78 59V60H77ZM99 59V60H98ZM106 59H108V60H106ZM47 60V59H46ZM111 60V61H110ZM48 62H50V63H48ZM111 62V63H110ZM112 62H113V64H114V66H113V64H112ZM41 64V65H40ZM103 64V65H102ZM38 65H39V67H38ZM76 65V64H75ZM29 66H30V69H29ZM42 66V67H41ZM107 66V67H108ZM49 67L52 69H49ZM56 67V68H55ZM74 67H77L78 69H80V70H90L88 67H81V66H78V65H76V66H74ZM73 67V68H74ZM98 67L100 68L99 70H98ZM114 69H113V68ZM37 68H38V70H37ZM60 68V67H59ZM58 68V70H61V71H64V70H67L68 68H72V66L71 67H61V69H59ZM62 68L64 69V70H62ZM43 69V68H42ZM47 70V71H46ZM54 70V71H55ZM42 72V73H41ZM37 73L39 74V75H37ZM48 76V77H47ZM10 77V78H11ZM52 77H53V74H52ZM62 78H63V80H62ZM52 80H55V79H52ZM15 81V80H14ZM51 81V82H50ZM98 81V82H97ZM100 82V83H99ZM102 82H106V83H113L114 85H115V80H110L109 78L107 79V77L105 78L104 76H103V79H89V80H87L86 82H84V85L83 86H85L86 88H90V87H95V88H98V87H101V86H103V85H105L106 83H103L102 84ZM97 83V84H96ZM53 84V85H52ZM66 84H67V86H68V84H69V86L67 87L66 86ZM22 85H24V84H22V82H21V80H18L17 81V86H22ZM38 86V87H36V86ZM65 85V86H64ZM95 85V86H94ZM97 85H99V86H97ZM27 86V85H26ZM59 87H63V88H61V90L60 91H57V88H59ZM63 89V90H62ZM41 90V89H40ZM43 91V90H42ZM62 91H63V93H62ZM94 94H96V93H94ZM63 95V96H62ZM66 95V96H65ZM99 95H101V94H99ZM35 96V95H34ZM65 96V97H64ZM78 96H80V93L78 92ZM65 98L67 99V100H65ZM77 104V106L76 105H74V104ZM78 104H79V106H78ZM74 106V107H73ZM72 109L73 108H76V109H78V110H75V111H77V112H80V113H78L79 115L81 114V113H83L82 114V117L84 118V121L90 126V127H92L95 131H96V133H98V135H100L101 136V129L102 128H100L101 126L103 127V124H101V126H99L98 128H96V126H95V123H97V121H98V118L99 119H101L102 118V120H103V115H102V117L100 118V116H101V113H102V109H100V107L99 106H97V105H94L93 104V106H91L90 104H89V106L88 105H83V103H81V102H73V105H72V107H71ZM97 109H98V111H97ZM102 110V111H101ZM73 112H74V109L72 110ZM101 112V113H100ZM100 128V129H99ZM99 129V130H98ZM95 133V134H96ZM88 134H84V136H87ZM90 137H91V135H89L88 137H86L85 139H84V141H90Z\"/></svg>", "mask_w": 264, "mask_h": 264}]
</instances>
